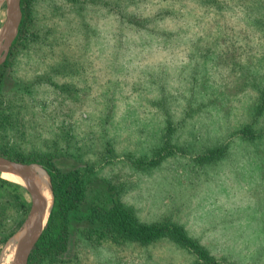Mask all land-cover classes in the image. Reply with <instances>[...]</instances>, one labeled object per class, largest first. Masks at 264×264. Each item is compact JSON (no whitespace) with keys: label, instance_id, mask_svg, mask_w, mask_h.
Instances as JSON below:
<instances>
[{"label":"rangeland","instance_id":"1","mask_svg":"<svg viewBox=\"0 0 264 264\" xmlns=\"http://www.w3.org/2000/svg\"><path fill=\"white\" fill-rule=\"evenodd\" d=\"M20 10L0 64V156L51 157L91 192L112 188L140 222L182 226L219 264H264V0H20ZM10 11L0 5V30ZM9 182L29 210L0 184V264L32 208ZM92 233L86 244L72 232L38 264H197L170 240Z\"/></svg>","mask_w":264,"mask_h":264},{"label":"trees","instance_id":"2","mask_svg":"<svg viewBox=\"0 0 264 264\" xmlns=\"http://www.w3.org/2000/svg\"><path fill=\"white\" fill-rule=\"evenodd\" d=\"M222 154L223 151L219 149L210 152L205 159L212 161ZM32 161L42 164L48 171L53 186L54 205L48 225L31 253L30 263L38 264L44 259L60 255L69 246L74 231L87 242L86 244H91L92 232L104 229L107 233L142 245L170 240L194 254L197 264H219L182 226L165 222L142 223L134 212L119 200L117 192L112 188H99L91 192L85 174L63 170L51 157L36 156ZM0 184L10 187L13 192L7 203L19 204V208L26 214L29 202L17 192L19 187L4 179H0ZM96 193L102 197L93 196Z\"/></svg>","mask_w":264,"mask_h":264},{"label":"water","instance_id":"3","mask_svg":"<svg viewBox=\"0 0 264 264\" xmlns=\"http://www.w3.org/2000/svg\"><path fill=\"white\" fill-rule=\"evenodd\" d=\"M4 2L0 4L2 5ZM12 7H13L12 17L14 18L12 22V31L10 32V36L6 42V45L2 46V48L0 47L1 48L0 53L4 52L3 55L0 56V64L4 63V61L7 58L10 47L15 37L17 36L19 24L21 21L20 0H15L14 5H12ZM0 168L11 170L16 174L24 177L26 179V185L24 186L26 187L32 198L31 212L29 214L28 220L26 221V224L20 236L17 238V242H18L17 247H19L17 254V264H28L30 253L33 247L35 246V244L37 243V241L39 240L41 234L47 227L53 209V205H51L47 222L45 226L41 227L40 208L42 206V198L39 193L38 181L35 178L36 176L33 169L36 168L47 175H49V173L43 166L38 165L36 163L26 164V163L15 162L7 158H4L2 156H0ZM50 183H51V178H50ZM52 192H53V187H52Z\"/></svg>","mask_w":264,"mask_h":264},{"label":"bare ground","instance_id":"4","mask_svg":"<svg viewBox=\"0 0 264 264\" xmlns=\"http://www.w3.org/2000/svg\"><path fill=\"white\" fill-rule=\"evenodd\" d=\"M8 2L9 5H14L15 0H0V3L2 2ZM1 5V4H0ZM12 12H8V22L5 26V31L0 30V45L4 41V39H7L10 30H11V25L13 22V17H12ZM1 50V49H0ZM35 173V178L38 181V189L39 193L42 198V206L40 208V220H41V227L45 226L47 222V218L50 212V207L53 201V192H52V185L50 183V178L49 175L45 174L44 172L38 170V169H33ZM0 177L12 182H15L17 184L21 185H26V179L15 172L8 170V169H1L0 168ZM13 243V242H12ZM11 245V246H10ZM8 247V254H5V256L2 259L1 264H17V254H18V248L17 247V240L14 243V245L10 244Z\"/></svg>","mask_w":264,"mask_h":264}]
</instances>
